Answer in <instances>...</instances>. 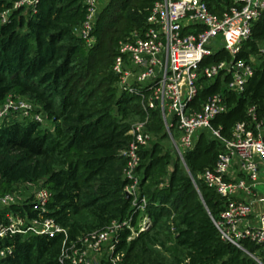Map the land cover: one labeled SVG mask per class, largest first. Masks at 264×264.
Returning <instances> with one entry per match:
<instances>
[{
	"label": "trees",
	"instance_id": "obj_1",
	"mask_svg": "<svg viewBox=\"0 0 264 264\" xmlns=\"http://www.w3.org/2000/svg\"><path fill=\"white\" fill-rule=\"evenodd\" d=\"M16 1L0 0V106L9 97L27 98L38 107L31 112H44L53 130L28 118L18 120L15 114L1 121L0 195L13 191L18 183L42 181L51 194L43 216L53 218L67 237L63 232L52 237H9L0 246L11 245L12 254L1 258L0 264H69L59 260L64 242L68 245L81 234L125 220L130 227L119 230L113 251V255L123 251L124 264H151L141 255L143 245L156 243L164 228L168 232L160 244H168L166 249L174 260L160 264H258L220 238L212 219H217L225 200L199 178L214 166L222 143L201 132L181 161L159 108L145 111L142 106L148 87L124 90L112 70L120 42L146 26L157 0H106L99 6L89 46L77 33L86 15L84 0H38L34 7H14ZM4 11L8 14L2 22ZM263 44L264 11L236 56L243 60L262 57L259 64L252 63L254 72L244 90H228V76L219 75L212 81L200 77L201 86L191 105L199 109L209 95L219 93L227 110L212 125L224 137L231 135L237 122L247 120L250 106L259 115L263 112ZM229 58L225 50L218 49L201 65ZM146 116L145 129L156 139L139 151V199L146 200L142 212L124 193L128 179L123 175L126 160L121 151L131 141V121ZM172 122L175 135V119ZM24 206L0 209V219L7 210L36 216L30 206ZM143 214L152 223L140 230L138 220ZM170 217L173 231L167 224ZM131 228L137 237H131ZM243 247L262 255L248 241ZM99 264L112 262L103 257Z\"/></svg>",
	"mask_w": 264,
	"mask_h": 264
},
{
	"label": "built area",
	"instance_id": "obj_2",
	"mask_svg": "<svg viewBox=\"0 0 264 264\" xmlns=\"http://www.w3.org/2000/svg\"><path fill=\"white\" fill-rule=\"evenodd\" d=\"M101 0H84L85 19L77 29L78 35L89 46ZM38 0H18L14 7H34ZM264 11V0H157L146 18V26L134 30L118 47L112 65L118 76L120 88L135 91L148 87L149 93L142 101L145 111L159 108L173 147L183 161L185 152L191 150L201 132L220 141L223 150L217 155L213 167L206 168L199 178L208 188L225 200V206L217 219H212L223 241L229 242L263 264L264 257V198L256 186L264 182V105L259 115L255 106L247 109V120L237 122L229 137L212 125L214 118L225 112L227 106L219 93L209 95L199 109L191 103L200 88V77L212 81L217 76H228V90L240 93L253 75L251 58L236 59L242 42L251 35L253 24ZM8 11L1 14L6 21ZM218 49L225 50L230 58L215 64L202 66L203 59ZM264 54V44L260 46ZM23 99L7 98L0 106V122L15 114L42 122L41 112L32 113ZM148 116L133 124L129 130L131 141L121 151L126 164L123 175L128 179L124 193L131 196L133 205L140 211L146 207L145 198L139 199L136 168L140 162L139 151L146 147L150 133L145 129ZM175 119L176 134L171 128ZM50 191L44 186H34L27 200L15 190L0 195V209L11 206H30L36 216L26 211L19 214L7 210L0 219V244L15 235H47L66 231L53 218L44 217L50 199ZM257 203V205H255ZM150 217L143 214L138 223L140 230L147 228ZM130 227L127 220L113 221L102 230L81 234L68 245L63 243L59 260L69 264H99L93 259L109 244L112 264L121 262L123 254L113 255L117 234L123 227ZM131 228V237H132ZM130 237V238H131ZM129 238V239H130ZM248 241L257 246L251 253L243 247ZM12 254V246H0V259ZM138 264V263H135Z\"/></svg>",
	"mask_w": 264,
	"mask_h": 264
},
{
	"label": "rangeland",
	"instance_id": "obj_3",
	"mask_svg": "<svg viewBox=\"0 0 264 264\" xmlns=\"http://www.w3.org/2000/svg\"><path fill=\"white\" fill-rule=\"evenodd\" d=\"M105 1L106 0H101L100 1V5L102 3H104ZM261 59H262L261 55H253V56H251V62L253 64H256V65L261 62ZM22 99L27 104H29L33 110L38 109V107L36 105H34L29 99H27V98H22ZM41 113L45 117L43 119V121L41 122V125L44 128L53 130V125L51 123V120L46 118V115L44 114V112H41ZM16 119L21 120L18 116H16ZM139 121H141V120H137V121L133 120V121H131V126L133 124L139 122ZM155 139H156V136L154 134L153 135L150 134V140L149 141H151V140L153 141ZM170 140H171V138H170ZM163 143L168 146L167 140H164ZM34 186H44V185H43L42 181H39V183L24 182V183H18L14 190H15L16 194L19 195L22 198V200L25 201V200H27V198L30 195L31 188L34 187ZM256 190L259 192V195L263 196V198H264V182L259 183L256 186ZM137 195H139V191L137 192ZM169 220H170V224H169V221L167 222V224L171 225L170 227H171V230L173 231V224L171 223L172 217H170ZM139 221H140V218L138 220V223H139ZM151 223H152V219L150 218V223L148 224L147 227H149V225ZM167 232H168V230L166 228L161 229L160 232H159L158 240H157L156 243H152L151 241H149V242L147 241L145 243V245H143V248L145 250L142 251L141 255L143 256V258L148 260V262H150L151 264L170 263V262H172L174 260L172 253L166 249V246H168V244H166L165 247L160 244V242L163 241V239H164L165 233H167ZM132 237H137V232L135 231V228L132 229ZM109 244H111V243H105L104 246H102V250L98 254H95L93 256V259L96 260L97 262H99L101 258L109 257V255H110ZM119 253L123 254V251H120ZM177 256L181 257L182 254L178 253Z\"/></svg>",
	"mask_w": 264,
	"mask_h": 264
},
{
	"label": "crops",
	"instance_id": "obj_4",
	"mask_svg": "<svg viewBox=\"0 0 264 264\" xmlns=\"http://www.w3.org/2000/svg\"><path fill=\"white\" fill-rule=\"evenodd\" d=\"M255 205H257V203H255Z\"/></svg>",
	"mask_w": 264,
	"mask_h": 264
},
{
	"label": "water",
	"instance_id": "obj_5",
	"mask_svg": "<svg viewBox=\"0 0 264 264\" xmlns=\"http://www.w3.org/2000/svg\"><path fill=\"white\" fill-rule=\"evenodd\" d=\"M127 196V195H126Z\"/></svg>",
	"mask_w": 264,
	"mask_h": 264
}]
</instances>
